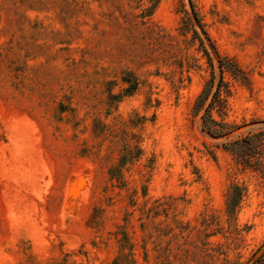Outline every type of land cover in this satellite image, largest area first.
<instances>
[{
    "label": "rangeland",
    "instance_id": "rangeland-1",
    "mask_svg": "<svg viewBox=\"0 0 264 264\" xmlns=\"http://www.w3.org/2000/svg\"><path fill=\"white\" fill-rule=\"evenodd\" d=\"M0 264H264V0H0Z\"/></svg>",
    "mask_w": 264,
    "mask_h": 264
},
{
    "label": "trees",
    "instance_id": "trees-1",
    "mask_svg": "<svg viewBox=\"0 0 264 264\" xmlns=\"http://www.w3.org/2000/svg\"><path fill=\"white\" fill-rule=\"evenodd\" d=\"M235 204H236L235 202H234V203H232V201H229V206H230V207H233V206H235Z\"/></svg>",
    "mask_w": 264,
    "mask_h": 264
}]
</instances>
